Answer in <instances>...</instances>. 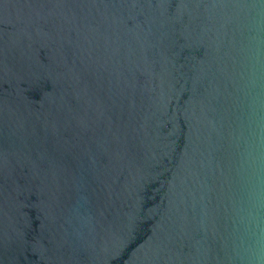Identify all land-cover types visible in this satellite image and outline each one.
Listing matches in <instances>:
<instances>
[{
	"label": "water",
	"instance_id": "1",
	"mask_svg": "<svg viewBox=\"0 0 264 264\" xmlns=\"http://www.w3.org/2000/svg\"><path fill=\"white\" fill-rule=\"evenodd\" d=\"M0 264H264V0H0Z\"/></svg>",
	"mask_w": 264,
	"mask_h": 264
}]
</instances>
